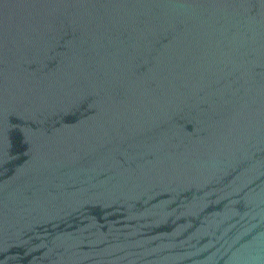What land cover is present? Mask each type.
Wrapping results in <instances>:
<instances>
[{
    "label": "water",
    "instance_id": "95a60500",
    "mask_svg": "<svg viewBox=\"0 0 264 264\" xmlns=\"http://www.w3.org/2000/svg\"><path fill=\"white\" fill-rule=\"evenodd\" d=\"M0 264H264V0H0Z\"/></svg>",
    "mask_w": 264,
    "mask_h": 264
}]
</instances>
